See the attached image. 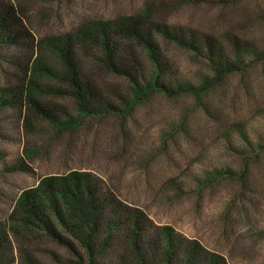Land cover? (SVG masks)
Listing matches in <instances>:
<instances>
[{
	"label": "rangeland",
	"instance_id": "rangeland-1",
	"mask_svg": "<svg viewBox=\"0 0 264 264\" xmlns=\"http://www.w3.org/2000/svg\"><path fill=\"white\" fill-rule=\"evenodd\" d=\"M144 1L27 0L28 7L21 17L28 32L39 41L92 19H111L137 10ZM178 1L154 0V11L168 22L219 38L232 31L264 45L261 0H236L223 6L177 5ZM164 50L183 79L196 78L200 68L188 55L172 46ZM6 53L19 59L32 54L30 50L0 46V223L11 213L20 192L34 187L43 176L91 171L122 201L140 206L155 225L169 226L186 239L197 240L205 250L222 255L228 264H264V150L258 160H251L247 177L254 191L244 195L237 179L212 178L209 172L213 166L208 165L212 162L238 168L239 160L220 136L223 129L230 130L234 124L243 127L249 140L260 138L264 142V62H258L255 70L244 75L248 82L245 88L234 90L238 77H231L214 90V96L205 99L206 103L215 102L224 117L223 128L204 126L190 95L156 100L147 107L134 108L127 117L124 128L129 131V148L119 153L118 121L113 118L80 127L72 135L61 132L55 136L54 129L37 118L22 100L21 105L5 103L3 94L15 80L11 74H21L8 63ZM88 62H83L85 69L88 67L89 75L104 88L124 91L123 80ZM41 81L58 85L52 79ZM40 102L50 109H73L68 96L46 95ZM182 113L187 131H171L172 123ZM230 133L233 146L241 147L240 139ZM144 158H148L146 167L139 163ZM10 238L16 264L23 261L18 257L20 250L37 264H73L62 247L44 237L15 239L10 234Z\"/></svg>",
	"mask_w": 264,
	"mask_h": 264
},
{
	"label": "trees",
	"instance_id": "trees-1",
	"mask_svg": "<svg viewBox=\"0 0 264 264\" xmlns=\"http://www.w3.org/2000/svg\"><path fill=\"white\" fill-rule=\"evenodd\" d=\"M234 1L179 0L176 4L223 6ZM28 3L0 0V46L32 53L24 59L6 53L8 63L21 74L10 73L15 80L3 94L4 102L21 105L22 100L37 118L54 129L55 136L61 132L72 135L80 127L113 118L118 121L119 153L129 148V131L124 128L127 117L134 108L147 107L156 100L190 95L202 114L203 125L223 128L224 117L215 102L206 103L205 99L214 96V90L231 77H238L234 90L245 88L248 82L244 75L255 70L258 62H264L261 41L232 31L219 38L168 22L155 13L154 0H145L137 10L111 19H92L35 41L21 17ZM167 46L182 51L199 66L194 80L183 79L173 69L165 54ZM87 60L123 80L124 91L104 88L89 75L88 67L85 69L83 62ZM42 78L58 85L42 83ZM46 95L68 96L72 111L48 108L40 102ZM186 122L182 113L170 130L185 132ZM230 132L240 139L241 147L233 146ZM221 133L239 166L234 170L210 162L213 168L209 175L237 179L243 195L254 191L247 174L251 160H258L264 150L263 140H249L237 124ZM147 160L139 163L146 167ZM171 183L177 188L176 182ZM10 234L15 239L44 237L62 247L73 264H228L222 255L205 250L197 240H188L169 226L155 225L140 206L122 201L91 171L43 176L34 187L20 192L11 213L0 223V264H16ZM18 257L23 259L21 264H37L21 250Z\"/></svg>",
	"mask_w": 264,
	"mask_h": 264
}]
</instances>
